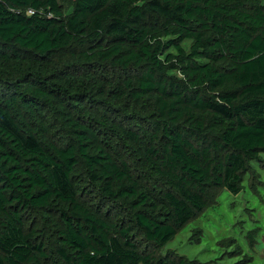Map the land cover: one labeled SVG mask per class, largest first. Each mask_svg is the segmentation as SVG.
I'll return each instance as SVG.
<instances>
[{"label": "trees", "instance_id": "trees-1", "mask_svg": "<svg viewBox=\"0 0 264 264\" xmlns=\"http://www.w3.org/2000/svg\"><path fill=\"white\" fill-rule=\"evenodd\" d=\"M261 153L264 0H0V264H52L30 210L62 264H189L160 248ZM79 161L129 219L85 204Z\"/></svg>", "mask_w": 264, "mask_h": 264}, {"label": "rangeland", "instance_id": "rangeland-1", "mask_svg": "<svg viewBox=\"0 0 264 264\" xmlns=\"http://www.w3.org/2000/svg\"><path fill=\"white\" fill-rule=\"evenodd\" d=\"M62 3L65 12L72 9L70 3ZM189 44L186 41L184 47L188 49ZM109 102L119 107L113 98ZM147 107L146 103L144 107H131L123 113L132 117H135L134 113L140 114L146 121H152V118L145 114ZM103 117L107 115L103 114ZM100 121L97 118L94 124L107 130L110 139L106 141L111 145L115 160L128 161L136 174H147L151 177L149 181H153L155 178L152 172L144 168V162L139 159L138 153L121 139L119 130L115 128L117 123L108 125L103 123L101 118ZM138 121L140 123L142 120ZM78 170L84 179L85 204L92 202L98 203V207L112 206L109 213L114 212L108 219H129L127 201H111L105 198L102 190L104 184L93 181L81 161ZM240 185L241 189L237 194H232L224 188L216 190L212 203L161 247L160 254L181 255L189 264H264V153H261L258 159L249 161L247 170L241 174ZM49 214L30 210L28 217L33 220L35 227L42 229V232L38 233V241L46 246L49 263L62 264L56 252L59 246L55 228L56 212Z\"/></svg>", "mask_w": 264, "mask_h": 264}, {"label": "built area", "instance_id": "built-area-1", "mask_svg": "<svg viewBox=\"0 0 264 264\" xmlns=\"http://www.w3.org/2000/svg\"><path fill=\"white\" fill-rule=\"evenodd\" d=\"M28 12H29V13H32V11H31V10H29Z\"/></svg>", "mask_w": 264, "mask_h": 264}]
</instances>
